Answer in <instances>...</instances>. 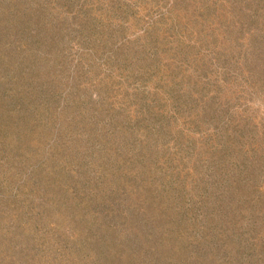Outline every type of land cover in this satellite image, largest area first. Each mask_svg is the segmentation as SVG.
<instances>
[{
    "label": "rangeland",
    "instance_id": "1",
    "mask_svg": "<svg viewBox=\"0 0 264 264\" xmlns=\"http://www.w3.org/2000/svg\"><path fill=\"white\" fill-rule=\"evenodd\" d=\"M0 264H264V0H0Z\"/></svg>",
    "mask_w": 264,
    "mask_h": 264
}]
</instances>
